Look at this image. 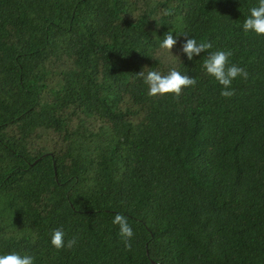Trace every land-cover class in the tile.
<instances>
[{
  "label": "trees",
  "instance_id": "1",
  "mask_svg": "<svg viewBox=\"0 0 264 264\" xmlns=\"http://www.w3.org/2000/svg\"><path fill=\"white\" fill-rule=\"evenodd\" d=\"M254 6L0 0V255L264 264V36L242 30ZM168 34L170 53L159 47ZM186 38L212 48L189 61ZM218 50L249 73L230 98L203 69ZM173 69L196 85L148 96L137 74ZM116 214L133 229L131 250Z\"/></svg>",
  "mask_w": 264,
  "mask_h": 264
},
{
  "label": "clouds",
  "instance_id": "2",
  "mask_svg": "<svg viewBox=\"0 0 264 264\" xmlns=\"http://www.w3.org/2000/svg\"><path fill=\"white\" fill-rule=\"evenodd\" d=\"M249 16L242 24V30L247 33L249 31L258 36H264V0H258V6L249 9ZM165 15H169L168 10H164ZM187 37V34H184ZM177 43L172 34L164 36L159 47L170 53V50ZM212 48L211 42H197L194 38H186L181 45V52L186 58L191 61L194 56H200L201 53ZM232 55L231 51L218 50L211 52L203 61V69L205 72L213 77L219 85L222 86L220 95L224 98H230L235 94L234 89H231L233 80L237 77L247 79L249 73L241 67L229 64V57ZM137 76L143 79L144 84L148 87V96L174 94L179 96L183 88L196 85L197 80L187 74H181L176 70H170L166 75L158 71H141ZM113 224L119 226L118 235L124 242L126 250H131V238L133 237V229L128 223L126 216L116 214L112 221ZM64 232L57 228L53 231L50 239L51 245L60 250L65 247ZM76 243L75 238L67 242L68 247H72ZM34 258L29 255H20L18 253H10L7 255H0V264H33Z\"/></svg>",
  "mask_w": 264,
  "mask_h": 264
}]
</instances>
